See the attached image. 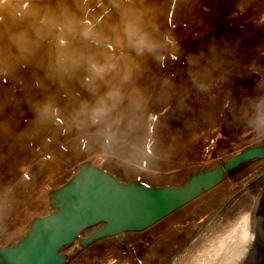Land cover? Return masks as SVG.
Wrapping results in <instances>:
<instances>
[{
  "label": "clouds",
  "instance_id": "9594fccd",
  "mask_svg": "<svg viewBox=\"0 0 264 264\" xmlns=\"http://www.w3.org/2000/svg\"><path fill=\"white\" fill-rule=\"evenodd\" d=\"M255 3L239 0L236 14ZM170 7L171 0H0V153L38 145L43 166L49 153L79 151L136 174L155 155L157 128L170 119L195 125L193 98H219L251 143L264 145V68H241L237 45L227 41L185 51L160 23ZM254 22L264 26V13ZM180 60V73L154 70ZM245 72L260 78L253 93L237 97L233 79ZM215 118V105L199 109V119ZM85 182L95 183V170ZM18 186L0 183V234Z\"/></svg>",
  "mask_w": 264,
  "mask_h": 264
},
{
  "label": "rangeland",
  "instance_id": "374dc122",
  "mask_svg": "<svg viewBox=\"0 0 264 264\" xmlns=\"http://www.w3.org/2000/svg\"><path fill=\"white\" fill-rule=\"evenodd\" d=\"M159 2L163 4L164 0ZM238 3L239 0H191L188 5L178 7L175 0H171V7L166 8L160 23L163 28L174 31L185 51L198 52L213 39L217 43L227 41L237 45V60L241 68L253 61L264 68V55L261 54L264 53V26L257 27L254 22L256 16L264 13V0H256L243 15L236 14ZM182 68L183 61L180 60L154 70L158 73H180ZM259 78L246 72L243 77H234L232 86L236 96L245 91L253 93ZM189 104L197 120L195 125L185 127L182 121L170 119L166 125L157 128V143L152 149L155 155L146 158L144 171L136 174H126L115 162L101 164L92 155L79 151H57L55 156L49 153L43 166L38 145L29 152L0 153V183L15 179L19 185L11 211L4 220L5 231L0 234V245L25 234L33 217L48 214L51 211L47 207L49 191L64 184L85 160H91L124 180L140 176L141 180L153 186H180L187 181L189 172L218 166L253 145L250 133L234 119V113L219 98L215 101L193 98ZM210 105L216 106V118L212 123L199 119V109ZM25 166H30V171L21 174ZM248 205H252L254 210V239L241 264L248 259L245 264H264V160L241 166L229 173L221 184L154 224L149 229L154 237L152 243L143 232L145 235L139 248L134 244L138 234L123 233L80 249V252H73V246L67 247L72 252L67 264H113L112 259L119 260L114 264H172L217 214L227 209L234 212ZM97 228L86 230L85 235ZM115 237L119 241L123 237L128 239V247L124 243L109 244V240ZM131 243L132 249L129 247Z\"/></svg>",
  "mask_w": 264,
  "mask_h": 264
},
{
  "label": "water",
  "instance_id": "95a60500",
  "mask_svg": "<svg viewBox=\"0 0 264 264\" xmlns=\"http://www.w3.org/2000/svg\"><path fill=\"white\" fill-rule=\"evenodd\" d=\"M255 160H264V145H250L218 166L193 170L180 186H153L139 179L124 182L85 160L64 184L49 191L51 211L33 217L25 234L0 245V264H67L72 252H63L64 247L73 246L76 252L105 238L148 231ZM90 170H95L92 185L85 182ZM93 227L98 228L80 237Z\"/></svg>",
  "mask_w": 264,
  "mask_h": 264
},
{
  "label": "bare ground",
  "instance_id": "6f19581e",
  "mask_svg": "<svg viewBox=\"0 0 264 264\" xmlns=\"http://www.w3.org/2000/svg\"><path fill=\"white\" fill-rule=\"evenodd\" d=\"M114 175L124 182L135 179L141 180L140 176H135L131 180H124L119 175L115 173ZM145 183L148 184V182ZM246 193L249 194L250 192L247 190ZM253 217L252 205L243 206L234 212L230 209L222 211L206 225L190 246L176 257L174 264H241L254 239ZM143 232L135 233L142 239L145 235ZM84 235L85 232L81 233L80 237ZM138 242L136 244L140 248L142 244ZM63 252H70V249L64 247ZM112 260L113 262L119 261Z\"/></svg>",
  "mask_w": 264,
  "mask_h": 264
},
{
  "label": "flooded vegetation",
  "instance_id": "af4514ba",
  "mask_svg": "<svg viewBox=\"0 0 264 264\" xmlns=\"http://www.w3.org/2000/svg\"><path fill=\"white\" fill-rule=\"evenodd\" d=\"M108 170V169H107ZM109 171V170H108ZM111 172V171H110ZM113 174H114V172H112ZM53 189V188H52ZM47 207H48V204H47ZM49 208V207H48ZM42 216V215H41ZM146 235L147 236H149V240H150V243H152V241H153V239H154V237L152 236L153 234H151V232H149V230L148 231H146ZM160 237V236H159ZM17 238V237H16ZM15 238V239H16ZM14 239V240H15ZM125 239V242H123V240ZM135 240H134V243H137L138 241V243H140V244H142V239H139V236L137 235L135 238H134ZM127 240L128 239H126V238H122V240L121 241H119V239L117 238V237H115V238H111L109 241H110V243L109 244H111V245H113V246H116V245H119L120 243H124V244H126V246L128 247V243H127ZM111 245H109L110 247H111ZM132 243H131V245L129 246L131 249H132ZM127 249V248H126Z\"/></svg>",
  "mask_w": 264,
  "mask_h": 264
}]
</instances>
